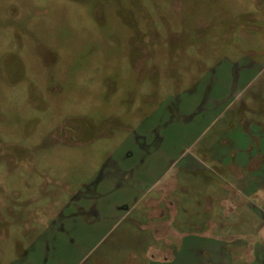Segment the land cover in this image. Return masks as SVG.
<instances>
[{
    "label": "rangeland",
    "instance_id": "1",
    "mask_svg": "<svg viewBox=\"0 0 264 264\" xmlns=\"http://www.w3.org/2000/svg\"><path fill=\"white\" fill-rule=\"evenodd\" d=\"M224 58L264 64V0H0V264L26 252L63 204L95 179L107 153L121 145L138 156L167 153L172 161L154 157L150 165L162 174L172 163L165 178L175 210L167 201H149L146 211L157 220L158 238H134L137 226L127 220L117 231L127 237L115 233L91 264L106 251L116 263L143 253L141 261L149 264L151 246L162 250L160 263L262 264L264 186L258 183L264 185V177L253 175L264 162L221 166L206 150L213 134L202 135L206 124L184 138L171 128L177 137L172 146L169 140L158 148L159 140L141 151L135 144L142 124L148 143L154 140L157 112L169 124L158 94L161 101L184 98L192 79ZM244 99L251 102L250 118L264 122V77ZM90 123L98 125L93 132ZM161 134L167 135L164 128ZM190 154L203 161L197 172L184 169ZM156 179L147 178V187ZM253 182L259 192L252 208L234 187L243 190ZM158 195L156 190L150 196ZM233 198L238 207L230 215ZM222 217L229 225L220 234L215 221ZM143 218L140 209L131 215ZM172 219L177 225H169ZM184 234L193 236L181 241ZM222 234L229 236L221 245L212 235Z\"/></svg>",
    "mask_w": 264,
    "mask_h": 264
},
{
    "label": "crops",
    "instance_id": "2",
    "mask_svg": "<svg viewBox=\"0 0 264 264\" xmlns=\"http://www.w3.org/2000/svg\"><path fill=\"white\" fill-rule=\"evenodd\" d=\"M197 62L201 64V68L202 66L204 68L201 71H205L207 65L205 61L201 59ZM262 77H264V64L257 63L256 60L252 59L244 61L238 59L235 61V59L224 58L209 70L206 69V72L200 77H194L190 92L184 91L187 93L184 98L178 97V99L172 101L170 95H168L161 101L158 94L157 102L166 105L165 111L167 115H171L170 120L167 121L169 124H166L165 120L161 119L160 113L156 111L157 115H155L158 121L152 128L154 140L148 143L145 136L146 128L143 124L140 125L143 127V134H139L138 130L136 131L135 144L137 149L145 151V143L152 146L157 144L159 140L161 141L158 148H161L163 144L166 145L169 140L170 145L176 142L177 137L173 136L171 131L173 127L184 138L185 136L189 137L191 133L195 132L196 128L206 124L202 135H208L211 131L213 133L209 137L210 140L207 142L206 150L215 153V161L221 166L222 161L248 162L260 160V162H264V122L250 118L249 112H253L251 102L244 99V95L252 87H255ZM177 86L182 89L181 81L177 82ZM262 103L264 107V100H262ZM175 117L177 121L173 119ZM83 118L84 121L89 119L93 122L88 117ZM181 120H185L184 125H181ZM221 120L226 121L219 128L214 129L216 123ZM175 123L178 124L173 125ZM92 125L97 128L98 125L93 123H90V126L88 125L93 132ZM163 128L167 135L161 134ZM178 129H180V132ZM196 141L197 139L192 144H195ZM125 144L127 145V142ZM121 146L117 150L107 153L104 166L95 179L85 185L84 189L79 191V195L72 198L73 201L71 199L68 203L63 204L64 209L56 217H52L51 223L47 226V231L39 233L27 251L23 250V253L12 264H91L104 242L115 233H120L121 236L118 235L121 238L127 237V233L120 232L127 220L131 221L130 225L137 226L136 232L133 233L134 238L142 239L146 233L153 236L152 238H158L156 226H153L156 225L157 220L153 218L151 211H146V208L150 210L147 203H150L151 200L158 201L160 204L162 201H167L168 209L175 210L176 200L172 201L168 198L172 184L168 177L165 178L172 172L173 165L171 163L170 167L161 174L151 169L150 161L154 157H158V163L172 160L166 157L167 153L159 156L154 153H148L147 156L142 154L138 156L137 152L129 148L123 151L126 147L122 148L123 146ZM190 156L184 169L197 172L200 170V165L203 166V161L199 157L191 154ZM255 156H257L256 159ZM155 165L158 166V164ZM263 169H260L258 175L254 174L253 176L264 177ZM151 176H156L158 179L147 187V178ZM238 176L241 175L238 174ZM260 182L258 185L264 186ZM243 186L245 187L243 190H241V184L234 187L237 191L236 195L245 196L247 198L246 202L249 206L251 204L250 207L253 208L251 198L259 192L256 189V191H253L257 185L254 182L252 184L248 183V187L252 186V190H248L245 185ZM156 190L159 195L150 196ZM242 192H246L247 195ZM236 200L233 198L230 202L233 205L230 215L234 214L238 207L235 208ZM259 207H262L260 210H264V200ZM136 209L143 211V214L148 218H143V220L131 219V215ZM260 210L261 217L259 218L264 221V211ZM226 219H230L229 216ZM174 221L172 219L169 225H177ZM208 224H210V221ZM215 225L220 228L221 234V228L225 229L224 226L229 224L222 217L221 221H215ZM119 229L120 231L117 232ZM192 236L184 234L180 239L181 241L185 238L187 240L188 238L191 239ZM212 236L219 240L222 245L225 244V240L229 235ZM195 237L203 236L197 234ZM149 251L153 252L150 253L152 259L149 264H173L172 258L165 259L162 263L158 261L159 259L156 257L160 255L162 250H156L154 246H151ZM175 254L173 255L175 256ZM103 257L99 256L95 260L96 264H144L140 259L144 257L143 253L135 254L131 252L122 263H116V260L113 262L111 253L108 251Z\"/></svg>",
    "mask_w": 264,
    "mask_h": 264
},
{
    "label": "bare ground",
    "instance_id": "3",
    "mask_svg": "<svg viewBox=\"0 0 264 264\" xmlns=\"http://www.w3.org/2000/svg\"><path fill=\"white\" fill-rule=\"evenodd\" d=\"M1 203V202H0Z\"/></svg>",
    "mask_w": 264,
    "mask_h": 264
}]
</instances>
